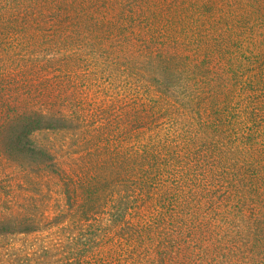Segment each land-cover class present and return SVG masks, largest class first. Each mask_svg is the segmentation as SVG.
I'll return each instance as SVG.
<instances>
[{"label": "trees", "instance_id": "1", "mask_svg": "<svg viewBox=\"0 0 264 264\" xmlns=\"http://www.w3.org/2000/svg\"><path fill=\"white\" fill-rule=\"evenodd\" d=\"M89 1L0 4V264H264L263 103L241 102L230 86L217 87L213 100L208 88L188 96L230 155L208 147L213 162L182 161L166 176L182 147L162 134L154 141L155 109L126 110L115 131L86 102L88 84L73 79L77 66L91 71L90 51L108 47V22L119 20L95 17ZM132 19L124 16L126 28ZM250 62L253 73L263 69ZM163 101L171 111L177 105ZM239 137L260 140L239 149Z\"/></svg>", "mask_w": 264, "mask_h": 264}, {"label": "rangeland", "instance_id": "2", "mask_svg": "<svg viewBox=\"0 0 264 264\" xmlns=\"http://www.w3.org/2000/svg\"><path fill=\"white\" fill-rule=\"evenodd\" d=\"M8 2L9 0H0L3 6H8ZM89 2L96 6L95 17H101L106 12L109 17L115 13L119 17L114 24L108 22L112 33H108V47L90 51L91 71L82 73L77 66L78 74L73 75L77 84H88L89 97L86 102L95 109L97 106V113L101 117L99 120L108 122L111 118L114 130L121 132L122 128L118 125L126 124V110L133 112L132 108L139 104L140 109L137 108L142 114L145 113V106L152 112L155 109L153 120L158 122L161 129L158 132L157 127H151L150 134L154 141L157 143L160 140L157 139V134H162V142L176 140L174 143H167L173 145L179 142L182 147L180 150L175 147V153L180 151L181 158L166 167V176L176 172L177 165L182 161L185 166L199 157L213 162L209 155H203L208 147L218 152L220 148H225V156H229L231 144L225 143L228 140L203 125L205 116L193 115L191 102L187 97H205V92L202 93L201 89L208 88L207 96L213 100L212 93L217 87L224 91L226 86H230L236 93L239 91L242 94L241 102L255 98L264 105V0ZM107 3L113 5H109L105 11ZM124 16H133L130 23L128 21V28L122 23ZM21 34L24 35L25 32ZM145 39L148 44L139 47ZM241 40L243 47L240 45ZM147 51L153 53L152 57H146L150 56ZM250 60L261 61L258 67L262 66L263 69L259 73H253L255 67ZM131 64L133 68L130 67ZM257 74L263 78L253 79ZM163 97L172 103L177 102L172 111L165 105ZM131 98H135V103L127 104ZM242 104L245 103L239 104L236 109L237 120L245 117V105ZM187 112L193 116L192 121L186 116ZM174 130H181L182 134L179 135V131ZM71 134L62 137L67 139L68 148L74 140ZM258 140L260 139L255 138L241 142L239 137V149L246 145L256 146ZM234 154V159L242 157L236 150ZM74 161L78 162L76 158ZM215 179L220 180L219 177ZM160 192L161 188L158 186L152 194L159 195Z\"/></svg>", "mask_w": 264, "mask_h": 264}]
</instances>
